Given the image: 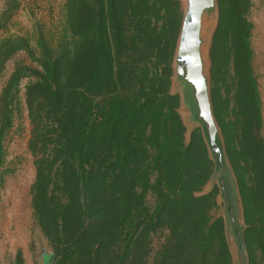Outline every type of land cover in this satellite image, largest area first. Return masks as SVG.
Listing matches in <instances>:
<instances>
[{
	"label": "trees",
	"instance_id": "16d2710c",
	"mask_svg": "<svg viewBox=\"0 0 264 264\" xmlns=\"http://www.w3.org/2000/svg\"><path fill=\"white\" fill-rule=\"evenodd\" d=\"M167 1L70 0L61 40L41 42L42 70H15L3 89L0 165L15 87L22 73L33 76L25 94L37 167L33 206L56 245L54 259L146 264V227L157 217L176 241L160 264L229 263L221 222L209 224L190 213L202 206L204 199L194 192L208 179L211 164L204 144H184L178 98L169 93L180 20ZM238 48L236 66L245 67L236 70L237 129L251 161V181L236 173L246 221L264 234L261 103L249 43L240 40ZM148 191L157 201L151 215L144 201Z\"/></svg>",
	"mask_w": 264,
	"mask_h": 264
},
{
	"label": "rangeland",
	"instance_id": "374dc122",
	"mask_svg": "<svg viewBox=\"0 0 264 264\" xmlns=\"http://www.w3.org/2000/svg\"><path fill=\"white\" fill-rule=\"evenodd\" d=\"M174 1L177 4L168 0L167 6L171 14L179 16L180 28L171 62L169 93L178 98L175 111L185 129L184 144H194L196 148L201 143L204 144L211 164L208 179L194 192L196 198L204 199L202 206L190 213L193 218L204 217L209 224L221 222L230 254L228 264H264V234L251 230L246 221L242 189L236 173V169H239L245 176L243 180L248 183L251 181V161L248 152L243 150L245 141H242L237 129L241 98L237 93L236 70H244L245 67L236 66V58L240 57V40L248 42L250 47V64L261 103L260 133L264 151V0H216L215 8L206 12L203 17L202 52L205 75L219 127V144L225 157L224 169L216 163L207 134L198 120L188 86L176 74L175 55L186 0ZM69 2L70 0H0V100L3 89L15 70H42L39 64L42 59L41 42L55 45L61 40ZM9 43L15 45L10 46ZM14 48L18 49L13 51ZM241 59L245 62L243 57ZM22 74L10 104L12 124L2 138L0 264H47L43 254H55L56 245L39 226L33 206L37 167L36 158L29 147L33 126L25 94L27 86L34 79L28 71ZM154 179L155 175L152 176V182ZM222 182H225L227 188L229 206L224 198ZM144 201L150 208L149 215L153 214L157 205L155 195L148 191ZM232 212L236 225L232 222ZM198 220L202 222V219ZM153 221L154 225L146 227L149 229L145 244L148 250L146 264H160L166 248L176 242L170 237L171 231L167 223L157 220V217ZM219 231L220 229L215 230L217 239L220 238ZM61 258L62 256H58L51 264H70L68 260ZM129 263L127 261L125 264Z\"/></svg>",
	"mask_w": 264,
	"mask_h": 264
},
{
	"label": "water",
	"instance_id": "95a60500",
	"mask_svg": "<svg viewBox=\"0 0 264 264\" xmlns=\"http://www.w3.org/2000/svg\"><path fill=\"white\" fill-rule=\"evenodd\" d=\"M216 6V0H186V10L178 39L175 55L176 74L188 86L189 92L195 104L197 117L202 124L213 156L218 167H225V157L219 144V127L213 112L208 79L205 75V64L202 52L203 17ZM188 95V91L185 92ZM222 190L226 204L230 201L225 182H222ZM232 222L236 225L232 212ZM47 264L54 259L53 253H44ZM47 260H50L49 262ZM235 264V263H234ZM237 264H240L239 262Z\"/></svg>",
	"mask_w": 264,
	"mask_h": 264
}]
</instances>
